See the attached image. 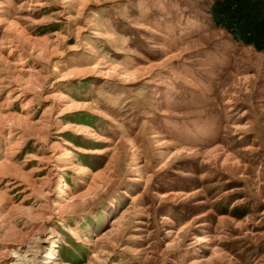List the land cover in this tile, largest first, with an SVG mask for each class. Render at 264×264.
<instances>
[{
	"label": "rangeland",
	"instance_id": "1",
	"mask_svg": "<svg viewBox=\"0 0 264 264\" xmlns=\"http://www.w3.org/2000/svg\"><path fill=\"white\" fill-rule=\"evenodd\" d=\"M210 0H0V264H264V53Z\"/></svg>",
	"mask_w": 264,
	"mask_h": 264
},
{
	"label": "trees",
	"instance_id": "2",
	"mask_svg": "<svg viewBox=\"0 0 264 264\" xmlns=\"http://www.w3.org/2000/svg\"><path fill=\"white\" fill-rule=\"evenodd\" d=\"M206 12L232 40L264 53V0H210Z\"/></svg>",
	"mask_w": 264,
	"mask_h": 264
}]
</instances>
